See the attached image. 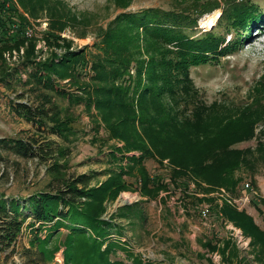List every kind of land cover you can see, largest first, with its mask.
I'll return each mask as SVG.
<instances>
[{"label": "trees", "instance_id": "1", "mask_svg": "<svg viewBox=\"0 0 264 264\" xmlns=\"http://www.w3.org/2000/svg\"><path fill=\"white\" fill-rule=\"evenodd\" d=\"M19 2L33 15L45 6L53 17L52 27L61 29L77 21L74 15L66 17L61 8L54 3L50 5L47 0ZM2 7L0 5V81L8 84L13 74L21 69H5L2 52L19 48L23 39L17 35L7 38L1 32L8 21L19 19L23 23L25 19L19 18L15 10L3 11ZM223 17L240 31L263 21L264 11L253 2L238 1L222 13L218 22ZM197 21L198 17L187 10L150 7L120 13L102 31V45H98L100 53L92 56L87 57L85 50L79 49L36 62L27 49L22 59L26 77L21 85L28 86L36 102H13V112L29 125L67 141L69 135L75 134L74 119L72 115L63 114L64 110L53 99L56 94L69 104L82 102L93 118L95 132L103 124L107 138L119 139L123 145L112 147L110 156L118 162L117 167L109 169V177L99 186L89 187L92 175L82 173L64 178L65 181L53 190L29 194L24 205L0 193V252L13 246L26 226L33 232L26 251L45 261L57 250V247L48 249L46 243L54 230L65 227L68 230L64 241L67 261L71 259L75 264H159L133 255L111 237L122 234L115 228L113 219L129 218L127 210H131V205L119 208L121 212L118 210L109 219L102 217L103 202L113 201L121 191L131 189L125 179L127 175L135 177L140 194L148 199H156L162 190L168 189L167 184L155 180L145 164L147 159L153 158L159 162L168 159L173 165L174 178L193 179L204 193L202 197L196 196L198 201H207L223 221L240 228L250 239L254 260L264 264V227L246 209L241 210L227 199L212 195L221 187L232 194L237 192L241 177H236V171L249 160L252 151L231 146L254 136L255 124L264 122V102L257 98L241 110L232 113L229 108L220 113V103L208 105L200 99L191 77V67L227 55L238 41H226V35L214 29L192 36L188 30H193ZM142 48L147 59H142ZM88 63L93 72L92 84L81 82L82 68ZM63 79H69L77 92L60 87ZM257 90L264 95V83ZM24 95L21 92L18 98ZM258 145V149L264 150V141H259ZM0 150L25 158L45 159L55 155L65 157L68 148L53 147L48 141L39 144L33 137L27 140L0 137ZM131 152L138 154L128 155ZM50 166L51 171L58 172L62 165L56 158ZM184 185L188 188L189 182ZM253 203L257 210L263 211L260 206H264V197ZM42 230L49 231L42 236ZM204 245L211 252H218L224 264L243 262L240 248L232 238L208 239ZM116 247L128 253L130 263L110 260L109 254Z\"/></svg>", "mask_w": 264, "mask_h": 264}, {"label": "rangeland", "instance_id": "2", "mask_svg": "<svg viewBox=\"0 0 264 264\" xmlns=\"http://www.w3.org/2000/svg\"><path fill=\"white\" fill-rule=\"evenodd\" d=\"M11 1L14 4V12L19 18L25 19L23 23L19 22V19H13L20 25L16 35L17 38H22L23 42L19 48L4 50L2 62L5 69L12 71L15 68L17 71L21 69L22 73H14L12 81L8 84L0 81V137H21L26 140L33 137L39 144L48 141L53 147L65 146L68 150L65 157L55 155L45 159L25 158L10 151L0 150V193L7 199L16 198L24 205L29 194L53 190L52 188L59 187L65 181L64 178L82 173L92 175L89 187L99 186L109 177V169L117 167L118 162L110 156L112 147L114 145L120 147L123 142L115 138L108 139L103 124H100L99 130L95 132L93 118L86 112L82 102L69 104L66 99L56 94L53 99L64 110L63 114H68L70 117L72 115L74 119L75 134L69 135V140L64 141L19 118L12 110L13 102L35 103L36 96L30 92L28 86L21 85V80L26 77L22 70V60L18 63L6 60L4 56L6 51L22 50L23 53L20 55L22 59L26 57L29 49L32 60L36 62H44L52 55H61L66 51L79 49H84L89 57L100 53L98 45L101 44L102 31L108 28L120 13L138 12L150 7L187 10L193 17H198L197 26L193 30H188L192 36L202 35L214 29L216 33L226 35V41H238L234 45L235 48L227 55L191 67V77L200 99L205 100L208 105L220 103V113L229 111V108H232L230 109L232 113L241 110L254 103L257 98L258 101L264 102V99H260L264 98V95L257 92V88L264 83L262 82L264 81V18L257 26L252 23L249 29H239L240 31L226 17L218 22L222 13L238 1L243 4L253 2L264 11V0H47L50 5L54 3L61 8L66 17L70 15L76 17V23L71 25L70 22L61 29L52 27L53 17L45 6L39 8L33 15L22 7L19 0ZM43 22H46L45 27L42 26ZM26 25L31 29L29 36L22 31ZM142 51H145L144 48ZM142 57V59L148 58L145 52ZM1 67L2 65L0 72ZM130 73L134 72L131 70ZM92 74L88 63L82 68L84 77L81 78V82L92 84ZM59 85L69 92L71 90L77 92L76 88L71 86L69 79H63ZM21 92L25 95L18 98ZM183 107L184 105H181L180 109ZM261 140L264 141L263 121L255 124L254 136L231 146L252 151L249 160L236 171V177H241L237 192L232 194L221 187L212 195L228 201L232 198L237 199L245 183L250 182L260 194L259 201L264 197V150L258 149ZM132 153L138 154L131 152L128 155ZM56 158L62 166L58 172H53L50 165ZM125 162L123 160V163ZM145 164L150 174L155 176V180L167 184L168 189L162 190L156 199H148L140 194V185L135 177L125 176L131 189L121 191L113 201L103 202L102 217L105 219H109L124 205H131V210H127L130 213L129 218L113 219L116 223L115 228L122 232L119 236L112 234L113 241L118 240L120 245L127 247L133 255L159 264H224L221 255L218 252H211L204 242L208 239L217 241L224 237L232 238L240 248L242 264H258L250 252V239L245 237L243 231L233 223L223 221L216 211L211 209L210 203L198 201L197 197L204 196V193L196 187L193 179L174 178L173 165L168 159L159 162L149 158ZM188 182L187 188L184 184ZM221 199L219 200L222 201ZM204 206L210 208L207 217L201 214ZM260 207L263 211L257 210L251 203L245 209L254 216L261 227H264L263 204ZM48 231L42 230L40 234L44 236ZM67 233L65 227L54 230L46 247L48 249L57 247V250L52 253L51 258L42 261L33 253L26 251L33 232L25 226L16 243L0 252V264H75L71 259L69 261L66 259L64 241ZM109 258L124 263L131 261L128 253L118 247L110 252Z\"/></svg>", "mask_w": 264, "mask_h": 264}, {"label": "built area", "instance_id": "3", "mask_svg": "<svg viewBox=\"0 0 264 264\" xmlns=\"http://www.w3.org/2000/svg\"><path fill=\"white\" fill-rule=\"evenodd\" d=\"M0 5L3 9V11H5V9H13L15 10L14 8V4L12 3L11 0H0ZM7 22V21H6ZM42 26H46V22H43L42 23ZM19 28H20V25L16 22V21H8L6 23V27L4 28V30L1 32V34H3V36L9 38L11 36H14L17 34V32H19ZM43 28V27H42ZM23 33H25V35L29 36L30 33H31V29L29 26L26 25V27H24L22 29ZM23 53L22 50H10V51H6L4 53V56L6 58V60L8 61H13V62H16L18 63L20 60V55ZM14 63V65L16 64ZM260 194L258 192V190H256L252 184L250 182H246L243 189H242V193L239 197L236 198H232V199H229V201L231 203H233L235 206H237L239 209H245L247 208L251 203L254 205V200L256 201H259V197ZM201 214L204 216V217H207L209 216L210 214V208L208 206H204L201 210ZM242 234V233H241Z\"/></svg>", "mask_w": 264, "mask_h": 264}]
</instances>
